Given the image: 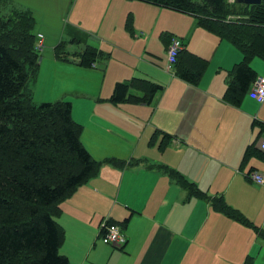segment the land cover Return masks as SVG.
Returning a JSON list of instances; mask_svg holds the SVG:
<instances>
[{"label": "crops", "instance_id": "obj_1", "mask_svg": "<svg viewBox=\"0 0 264 264\" xmlns=\"http://www.w3.org/2000/svg\"><path fill=\"white\" fill-rule=\"evenodd\" d=\"M57 1L65 3V0ZM137 1L140 20L134 14L136 30L148 31L149 23L159 22L158 32L165 31L167 38L169 34L179 37L183 49L215 62L210 68L205 67L196 84L176 75L164 83L165 87L154 82L163 87L159 95L178 90L174 100L162 107L157 103L151 115L174 135L163 152L155 151L147 139L141 142L153 130L150 124L139 122L147 129H139V136L127 140L123 131L130 123L114 106L133 104H114L107 100L114 83L123 80L125 73L119 80L108 77L101 89L96 87L95 78L81 79L92 88L79 90V99L86 102L78 112L74 103L71 107L72 118L82 125V144L97 160L113 156L126 162L123 166L102 164L95 175L60 203L61 214L56 220L64 229L65 238L59 251L68 258V264H245L246 258L252 256V240L257 243L256 231L215 209L209 200L221 195L227 205L264 229V183L258 185L246 175L255 170L264 176V151L260 148L264 101L254 100L249 88L238 104L224 98L229 72L243 58L236 45L199 26L190 13ZM91 3L75 0L74 6ZM94 34L103 52L109 43L101 44L102 33ZM167 38H164V51H154L160 54L159 60L164 65L161 70L166 67ZM257 57H252L249 64L257 76H264V59ZM66 60L55 64L62 69L72 66ZM40 65L39 62L36 78L41 79L46 91L58 90L45 83L51 72L44 79L40 77ZM97 144L102 150L93 152L90 146ZM249 145H253L252 150L257 154L252 152L244 161ZM136 159L142 163H135ZM155 163L178 172L205 196L189 197L184 182L179 184L168 171L158 170ZM244 171H247L245 176ZM106 216L113 222L128 218L122 230L126 236L124 245L105 243L99 237V224Z\"/></svg>", "mask_w": 264, "mask_h": 264}, {"label": "trees", "instance_id": "obj_2", "mask_svg": "<svg viewBox=\"0 0 264 264\" xmlns=\"http://www.w3.org/2000/svg\"><path fill=\"white\" fill-rule=\"evenodd\" d=\"M140 1L190 13L199 26L241 50L243 58L230 70L224 93L228 102L240 103L257 77L250 59H264V0L252 5L228 0ZM33 24L29 11L12 10L4 19L0 15V264H68V258L59 251L65 238L56 220L61 214L60 203L95 175L102 164L123 166L126 160L113 156L97 160L89 153L80 140L82 125L72 118L70 101L33 102L29 80L36 78L39 65ZM5 36L9 43L3 41ZM171 37L165 33L163 38L168 44ZM89 47L81 56V63L88 66L102 53ZM175 60L173 73L191 84L197 83L208 62L183 48ZM138 83L146 91L144 95L130 94L131 81L125 80L115 83L109 100L151 102L163 89L145 79ZM252 147H247L244 161L252 152L257 154ZM158 166L179 184L184 182L189 197L205 196L178 172ZM209 203L252 226L264 239V229L227 205L221 195L213 196ZM127 221L110 223L124 228Z\"/></svg>", "mask_w": 264, "mask_h": 264}, {"label": "rangeland", "instance_id": "obj_3", "mask_svg": "<svg viewBox=\"0 0 264 264\" xmlns=\"http://www.w3.org/2000/svg\"><path fill=\"white\" fill-rule=\"evenodd\" d=\"M228 1L233 2L236 0ZM90 2L92 3L89 5L77 4L75 6V0H71L70 3L66 0L65 3L62 1L60 3L57 0H5L0 2V15L3 19L12 10L29 11L34 18L32 32L35 36L40 33L46 39L44 46L38 51L39 62L41 63L40 77L44 79L45 75L51 72L45 78V83L48 82L59 89L46 91L44 84L40 81L41 79L30 78L29 82L34 103L68 99L71 102V107L72 103L76 105V111L78 112L82 104L86 102L79 99V90H92L91 87L81 82V79L89 76L95 78L96 87L101 89L108 77L113 80H119L123 79V74L125 73L124 79L131 81L129 93L137 96L146 93L143 86L138 83L139 79L157 82L165 87L164 83L166 81L169 82L175 76L166 67L162 68L163 70L160 69L164 65L159 60L160 54L154 52L155 50L163 52L165 47L163 38L165 31L158 32L160 23H149L148 31L135 29L134 14H137L140 20V5L137 0H90ZM58 9L60 10L58 11ZM242 29L245 30V28ZM95 32L102 33L101 44L108 42L109 46L103 52L101 51L102 53L89 66L84 65L81 63L83 51L86 48H90L89 46H93L97 50L101 47L99 46V41H95L93 38L95 37ZM250 35L251 33H249ZM8 38V36H5L3 41L9 43L10 40ZM36 40L37 36L34 43ZM118 46H120L121 50H113L118 48ZM108 49L113 51L110 52L111 50ZM128 53L131 56H128ZM217 55L218 51L216 52ZM64 58L67 59L66 61H71L73 63L72 66L62 69L55 64L62 63ZM206 59L210 61L209 65L207 64L208 68H210L215 61H211L209 58ZM152 63H155L158 68L152 67L154 65ZM134 66L137 67V70H132ZM126 68L128 69L126 70ZM211 69L213 70L214 68ZM223 74L227 76V73ZM113 88L107 98L111 103L113 102L109 98ZM177 91V89L176 92L172 89L165 94L162 93L163 96L162 94L159 95L161 92H157L153 97V102L126 100L120 103H132L133 105H115V110L123 112L127 117H124L125 121L130 123L128 125L131 128L126 127L123 131L127 140L135 138L137 135L139 136V129L143 131V129H147L144 126L150 124L153 130L146 137H143L141 142L147 139L148 145L154 148L155 151L163 152L174 135L169 132V127L160 122L156 116L151 118V115L157 108L155 106L157 103H160V107L164 106L166 102L174 100V95ZM107 115L110 117L114 116ZM137 117L140 118L137 119ZM174 118L175 116H173ZM139 122H143L145 125L141 126ZM119 123L125 125L122 121H119ZM90 147L93 152L102 150L100 144L91 145ZM140 162L142 163L141 160L137 163ZM158 165L163 164L155 163V167L163 171ZM246 172H243L244 176ZM249 228L253 229L252 227ZM255 238L257 243L254 239L252 240V251L250 252L252 256H249L248 264H264V241L257 235H255Z\"/></svg>", "mask_w": 264, "mask_h": 264}, {"label": "built area", "instance_id": "obj_4", "mask_svg": "<svg viewBox=\"0 0 264 264\" xmlns=\"http://www.w3.org/2000/svg\"><path fill=\"white\" fill-rule=\"evenodd\" d=\"M43 46V35H38V40L36 42V49H41ZM182 45L180 40L173 36L171 37L167 48V69L170 70L171 64H173L176 60L178 52L180 51ZM249 95L258 102L264 101V76L256 77L251 83V87L249 89ZM261 149L264 150V133L261 139ZM247 176L256 184L260 185L264 183V176L257 171H250L247 173ZM101 236L104 242L112 243L115 245H122L125 243L126 238L120 227L116 224H110L108 222L103 221L101 224Z\"/></svg>", "mask_w": 264, "mask_h": 264}, {"label": "water", "instance_id": "obj_5", "mask_svg": "<svg viewBox=\"0 0 264 264\" xmlns=\"http://www.w3.org/2000/svg\"><path fill=\"white\" fill-rule=\"evenodd\" d=\"M238 3H242V4H260L261 0H236Z\"/></svg>", "mask_w": 264, "mask_h": 264}]
</instances>
